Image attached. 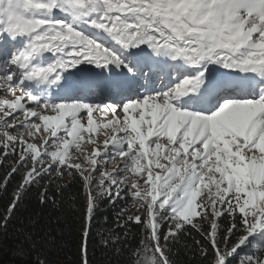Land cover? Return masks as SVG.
Wrapping results in <instances>:
<instances>
[{
  "label": "snow or ice",
  "instance_id": "snow-or-ice-1",
  "mask_svg": "<svg viewBox=\"0 0 264 264\" xmlns=\"http://www.w3.org/2000/svg\"><path fill=\"white\" fill-rule=\"evenodd\" d=\"M69 76L63 102L33 90ZM0 152L21 173L0 228L30 186L58 207L47 185L80 178L83 264L100 203L125 197L143 214L105 243L139 227L126 264H174L193 230L208 264H264V0H0Z\"/></svg>",
  "mask_w": 264,
  "mask_h": 264
},
{
  "label": "trees",
  "instance_id": "trees-1",
  "mask_svg": "<svg viewBox=\"0 0 264 264\" xmlns=\"http://www.w3.org/2000/svg\"><path fill=\"white\" fill-rule=\"evenodd\" d=\"M10 169L11 165L5 160L0 162V225L9 215L7 210L12 206L21 182V173L5 180ZM64 175L47 185L48 195L58 200V207H53L51 202L42 205L39 201V193L46 181H42L40 187L30 186L23 193L10 214L7 227L0 228V264H83L81 244L85 189L78 176L64 179ZM57 185H61V193L57 192ZM125 201L118 199L115 203H100L87 238L88 264H126L127 249L134 248L140 239L139 227L129 224V239L120 245L105 243L113 236L123 237L125 229L118 226L117 218L127 206ZM179 239L180 243L173 245L170 253L174 264H208L194 244V239H201L194 230ZM118 247L124 249L121 255L116 253Z\"/></svg>",
  "mask_w": 264,
  "mask_h": 264
},
{
  "label": "rangeland",
  "instance_id": "rangeland-1",
  "mask_svg": "<svg viewBox=\"0 0 264 264\" xmlns=\"http://www.w3.org/2000/svg\"><path fill=\"white\" fill-rule=\"evenodd\" d=\"M47 57H45V62H47ZM85 68H90L91 66L85 65ZM225 70L224 69H217V74L223 73ZM75 77L74 76H69L67 78V92L65 90H61V89H57L55 85H47L44 86L42 88L36 89L34 88V91H38L41 95H48L49 93H51L52 95V99L54 102H63L62 98L66 95V94H73L75 93V88L73 87L74 83H75ZM87 103H99V102H104V103H110L112 102L110 99H107L105 97L102 96H93V95H89L85 98V101ZM0 155H2V152H0ZM15 157H9L6 161L7 164L11 165L13 164ZM111 168V165L109 166ZM70 176L66 173V176L64 175V179L69 178ZM87 193V190L85 189V195ZM126 199L125 203H127V206H125L123 208V211L127 214H143L142 211H138L137 208L133 207L131 200L127 197L123 198ZM165 230H167V226L165 225ZM253 250V248L251 246H249L248 251L251 252ZM245 253H241V255H244ZM236 264H239V262L237 261Z\"/></svg>",
  "mask_w": 264,
  "mask_h": 264
}]
</instances>
